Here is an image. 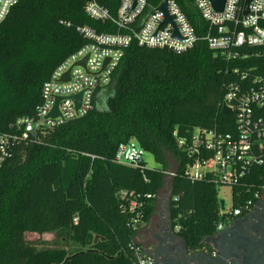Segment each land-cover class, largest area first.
Masks as SVG:
<instances>
[{"label": "trees", "instance_id": "1", "mask_svg": "<svg viewBox=\"0 0 264 264\" xmlns=\"http://www.w3.org/2000/svg\"><path fill=\"white\" fill-rule=\"evenodd\" d=\"M96 1L114 14L120 0ZM159 1L147 0L149 6ZM85 2L18 0L0 22V132L9 131L16 118L31 116L41 84L57 64L93 42L79 27L115 31L109 22L89 18ZM176 2L198 36L191 48L175 52L131 42L108 83L96 88L91 111L14 144L0 165V264H60L68 255L64 264H134L129 249L134 231L121 209L132 198L145 200V222L156 213L162 191L168 193L165 213L185 249H208L203 238L216 233L226 213H218L210 175L199 180L183 175V148L193 127L231 129L218 105L228 64L200 38L204 22L192 0ZM129 139L159 166L115 163L117 145ZM262 183L264 163L253 165L231 186V208L252 199ZM24 232H54L59 239L45 245L25 239Z\"/></svg>", "mask_w": 264, "mask_h": 264}, {"label": "built area", "instance_id": "2", "mask_svg": "<svg viewBox=\"0 0 264 264\" xmlns=\"http://www.w3.org/2000/svg\"><path fill=\"white\" fill-rule=\"evenodd\" d=\"M17 1L0 0V22ZM159 2L149 6L147 0H120L115 13L111 14L96 0H86L84 13L89 18L109 22L115 31L95 32L87 26L78 28L93 42L83 44L57 64L41 84V100L31 116L16 118L8 124L9 131L0 132V165L10 156L12 147L18 141H27L44 128L91 111L96 88L108 83L123 49L131 42L175 52L193 46L198 36L176 0H166V9L178 37L172 36L170 23L162 22V12L156 9ZM244 4L245 0H223L221 10L217 11L210 0H192L194 9L204 22L200 38L214 55L228 64L223 70L227 78L222 83L218 105L220 111L222 106L229 109L227 115L230 118L223 123L229 124L231 129L221 131L217 126L193 127L188 145L183 148L187 161L182 173L191 180L210 175L217 187L227 185L231 188L246 177L253 165L264 163V0H248L246 9ZM84 57V66L77 64ZM105 58L108 61L101 69ZM66 72L68 78L60 80ZM96 72L98 75L94 76ZM76 93H80L78 107L70 99ZM55 97H60L56 105L57 115L48 118L46 115ZM177 144L183 146L184 142L179 139ZM143 153V148L129 139L117 145L113 161L133 168H146ZM161 172L167 177L174 175L171 170ZM152 197L153 194L144 196L145 199ZM262 198L264 183L257 185L252 199L225 212V220H219L215 226L216 232L233 217L249 211ZM144 203L143 199L132 198L126 208L121 209L129 213L127 226L134 231L132 241L135 244L129 245L134 264H152L144 246L135 241V233L143 223ZM218 213L221 215L224 209ZM172 228L176 232L177 226Z\"/></svg>", "mask_w": 264, "mask_h": 264}, {"label": "water", "instance_id": "3", "mask_svg": "<svg viewBox=\"0 0 264 264\" xmlns=\"http://www.w3.org/2000/svg\"><path fill=\"white\" fill-rule=\"evenodd\" d=\"M248 0H245L244 9H246ZM223 0H210V4L213 7L214 10H221L222 8ZM134 5V3L132 4ZM156 9L162 12L163 23H170L172 27V36L178 37L177 30L171 21V18L167 12L166 9V0H161L159 4L156 6ZM86 57H84L82 60L78 61L77 64L84 66V60ZM108 61L107 58H105L102 62L101 69L105 66L106 62ZM98 72L94 73V76H97ZM68 78V72H66L64 75L60 77V80H66ZM70 99L73 101L74 106L78 107L79 105V99H80V93H76L74 95L70 96ZM60 100V97H55L54 102L52 105V108L47 113L46 117L53 118L57 115V102ZM221 114L227 115L229 113V109L222 106L221 108ZM218 205H219V211H223L224 209V202L223 199H218ZM264 206V198L257 200L253 206L251 207V210L246 213L242 218H235L232 223L228 226H223L218 232H216L214 235L206 236L203 238V242L206 241V239H209L212 243V248L215 252V255L207 254L204 251L195 250L188 254L186 251L182 252V255L184 256L183 259H180L179 256L176 257L177 260L181 264H261V260L259 259L258 250L259 247H252V244L255 242H252L256 238L255 234L251 232L250 230H247L245 232L249 238H251L250 243L248 244L247 248H241L237 249L228 243L225 244V249L220 248L219 250L214 249V242L219 237L221 240H226L227 236L231 233V231L240 223H244L245 221L249 220L251 217H254L255 212H258L261 210V208ZM167 216V215H166ZM97 238L96 235H94L93 239L95 240ZM259 239V238H258ZM182 241V240H181ZM226 242V241H225ZM243 247V246H242ZM72 255H68L64 258V260L60 264H64V262L71 258Z\"/></svg>", "mask_w": 264, "mask_h": 264}, {"label": "flooded vegetation", "instance_id": "4", "mask_svg": "<svg viewBox=\"0 0 264 264\" xmlns=\"http://www.w3.org/2000/svg\"><path fill=\"white\" fill-rule=\"evenodd\" d=\"M156 218L154 225L148 226L144 232L143 243L141 244L144 246L145 253L151 258L152 264H181L176 257L179 256L180 259H183V251H186L188 254L191 252L185 249L183 242L173 231L172 225L166 216L165 208L162 215H159L157 211ZM234 219L232 218L225 226L230 225ZM247 230L255 234L256 238L254 240L247 236L245 233ZM250 239L252 242H255L252 244V247H259V259L261 260V264H264V206L261 210L255 212L254 217H251L244 223L238 224L227 236L226 240H221L218 237L213 246L216 250L220 248L225 249V244L228 243L236 249L237 247L238 249L247 248L251 241ZM200 250L207 254L212 253L207 248ZM212 255H215V252Z\"/></svg>", "mask_w": 264, "mask_h": 264}, {"label": "rangeland", "instance_id": "5", "mask_svg": "<svg viewBox=\"0 0 264 264\" xmlns=\"http://www.w3.org/2000/svg\"><path fill=\"white\" fill-rule=\"evenodd\" d=\"M143 160H144V167L146 168H152V167H158V163L155 162L153 156L149 153L144 151L143 153ZM168 197V193L167 191H162L158 202H157V209H156V213L158 211L159 215H162L164 213V205H165V201L166 198ZM217 198L218 199H223L224 202V212H229V210L231 209V198H230V187L227 185H220L217 187ZM160 210V212H159ZM157 214H153L152 215V219H157L156 218ZM23 236L25 239L28 240H35L39 243L42 244H49L51 243L53 240H55L57 237L59 239V236L56 235V233L54 232H44L41 234H37L35 232H24ZM68 249H73L72 246H68Z\"/></svg>", "mask_w": 264, "mask_h": 264}, {"label": "crops", "instance_id": "6", "mask_svg": "<svg viewBox=\"0 0 264 264\" xmlns=\"http://www.w3.org/2000/svg\"><path fill=\"white\" fill-rule=\"evenodd\" d=\"M247 212L243 213L242 215L233 217V218H239V217H243ZM157 214V213H155ZM156 221V219H152V215L150 216L149 220L147 221H143V223L141 224V226L138 228V230L135 233V241L139 242V243H143V237H144V232L147 229L148 226L150 225H154V222ZM226 225V224H225ZM218 232V231H217ZM212 242L209 239H206V241L204 242V244L208 247V249L212 252V254H214V250L212 248Z\"/></svg>", "mask_w": 264, "mask_h": 264}]
</instances>
